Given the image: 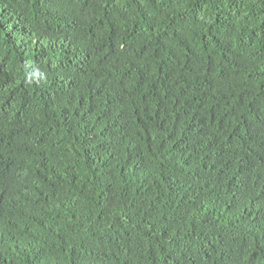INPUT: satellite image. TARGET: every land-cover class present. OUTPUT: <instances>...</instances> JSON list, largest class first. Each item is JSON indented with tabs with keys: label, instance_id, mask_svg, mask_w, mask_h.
I'll use <instances>...</instances> for the list:
<instances>
[{
	"label": "trees",
	"instance_id": "1",
	"mask_svg": "<svg viewBox=\"0 0 264 264\" xmlns=\"http://www.w3.org/2000/svg\"><path fill=\"white\" fill-rule=\"evenodd\" d=\"M0 264H264V0H0Z\"/></svg>",
	"mask_w": 264,
	"mask_h": 264
}]
</instances>
